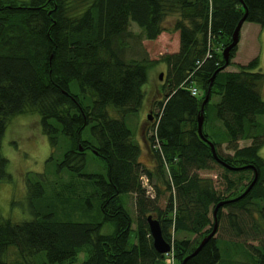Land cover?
<instances>
[{"label":"trees","instance_id":"trees-1","mask_svg":"<svg viewBox=\"0 0 264 264\" xmlns=\"http://www.w3.org/2000/svg\"><path fill=\"white\" fill-rule=\"evenodd\" d=\"M244 13V21L264 26V0H0V183L11 180L2 137L20 113L39 115L50 146L45 165L61 183L48 197L46 172L27 173L25 203L12 200L25 215L0 211V264H8L13 246L25 264H165V253L152 244L149 214L159 220L176 264H264V72L258 55L225 69L237 44L227 64L221 52ZM163 29L178 30L179 47L158 58L167 68L144 130L151 165L141 160L142 146L124 116L141 108L156 59L130 41L154 39ZM208 88L202 136L196 116ZM214 94V118L232 152H221L203 129ZM240 139L250 142L239 145ZM88 151L104 160V172L86 170ZM200 169L218 175L202 176ZM61 171L71 181H61ZM75 190L77 206L66 195ZM94 210L98 220L84 219ZM215 221V233L189 255Z\"/></svg>","mask_w":264,"mask_h":264},{"label":"rangeland","instance_id":"rangeland-1","mask_svg":"<svg viewBox=\"0 0 264 264\" xmlns=\"http://www.w3.org/2000/svg\"><path fill=\"white\" fill-rule=\"evenodd\" d=\"M171 17H169L165 24L167 26H171L170 24ZM250 24V27L253 28L252 22L245 21L244 27L240 30L241 43L238 49L239 55L237 56V52L233 55L231 59V63L225 66V69H237V63H246L248 60L258 55L260 61V68L264 72V33L258 35L256 38V33L247 26ZM247 26V31H246ZM256 26V25H255ZM132 28L134 32H138V27L135 23H132ZM258 26L255 28L257 29ZM249 32V33H248ZM253 36H252V34ZM249 34V35H248ZM137 42L131 44L134 46V50L136 49L141 53L144 51L149 58L156 59L152 64L149 65L148 68V81L144 84L145 89V98L141 108L138 111L130 112L124 116L126 123L129 127L134 131L135 138L141 143L146 142L144 140L145 128L149 125L150 121L153 119L152 114L157 111V107L153 106L154 100L160 98L163 95V85L166 75L167 65L164 61L159 60L158 58L162 53L165 52H173L176 51L179 47V34L178 30H169L163 29L154 39L148 38H140ZM212 45V44H211ZM210 45V46H211ZM160 73H162V77L160 78ZM259 91L264 98V79L259 86ZM219 99V96L214 94L210 103L206 109L209 118H206V121L203 125L204 131L208 134L210 139L215 142H219V150L221 152H232L230 148L227 146V142H224L226 139V133L224 127L218 119L214 118L213 104ZM110 112V111H109ZM116 112L112 110L111 114H115ZM150 132V131H149ZM148 134V133H147ZM222 142V143H221ZM250 142V139H240L239 145H244L245 143ZM1 150L2 153L8 159V170L11 174L10 181H3L0 183V211L4 216H9L13 218H22L25 215V212L21 209L20 205L25 203V195L26 191V182H27V173L30 171H45V188L44 190L47 193L48 197L52 196V191L54 192L56 189H59L61 183L60 181H56L53 175L52 165L48 169L45 165V159L50 153V146L48 137L45 133H43L40 123H39V115L37 113H20L12 116L9 120V123L6 127L5 133L2 137L1 141ZM144 145V144H143ZM147 153H141V160L150 164L152 161L153 165V157L150 154V150ZM259 152L264 156V144L260 147ZM61 150L58 151V157L61 156ZM86 170L89 171H105V163L104 160L94 155L93 152L88 151L86 155ZM215 169H200L198 173L202 176H211L216 179L218 173H216ZM61 181L67 182L71 181V177L64 172H60ZM75 181V179H74ZM218 187H221V184L218 181L215 182ZM79 187V186H77ZM77 190H80L77 188ZM75 190L71 193L63 192L62 195H68L73 197V201L75 202V195L79 192ZM21 198V199H20ZM160 205H164L163 197H159ZM21 200V204L16 205L12 203V200ZM128 202V206L133 210V202L129 198L126 199ZM73 205L77 206L76 202ZM96 207V201L94 207ZM70 206V210H71ZM75 211V210H74ZM85 214V212H84ZM73 216V214H71ZM86 217L84 219H96L100 218V213L97 210L93 211V215L85 214ZM109 226V225H108ZM109 227L104 226L103 230L108 231ZM175 236H180V234L174 233ZM135 241V230L134 227L130 232L129 236V245ZM19 250L16 247H11L7 252L6 258L8 264H25L24 262H17L20 260ZM85 256V252H79L77 256V261H80ZM176 263V262H175Z\"/></svg>","mask_w":264,"mask_h":264},{"label":"water","instance_id":"water-1","mask_svg":"<svg viewBox=\"0 0 264 264\" xmlns=\"http://www.w3.org/2000/svg\"><path fill=\"white\" fill-rule=\"evenodd\" d=\"M245 15L246 13H244L240 18L239 20L237 21L234 29H233V32H232V35H231V40L228 44H226L223 49H222V56H223V59H224V64H227L228 60H229V55H230V50L231 48L238 42L239 40V34H240V28H241V25L245 19ZM222 66H220L219 68H217L213 74L211 75L210 77V84H209V88H210V85H211V82L214 78V75L216 73V71L218 69H220ZM162 77V73H160V78ZM209 88L208 90L205 92V95H204V98L202 100V104H201V107L199 109V112L196 116L197 118V131L200 135H202V121H203V106H204V103L208 100V96H209ZM203 136V135H202ZM207 139V138H206ZM210 146H211V150L213 152L214 155H216L215 153V149H214V144L209 140L207 139ZM256 173H255V176L254 178L252 179V181L249 183L248 187L240 194L242 195L243 193H245L249 187L252 185V183L255 181L256 179ZM239 195V196H240ZM223 201H220L218 202V204H216L215 208H214V211H213V215L215 216L216 214V210H217V207L222 203ZM147 221H148V226H149V231H150V234H151V237H152V244L154 246V248L163 253L165 251H168L169 248H170V243L164 238L163 234H162V229H161V225H160V222L157 218L153 217L151 214H149L147 216ZM216 227H217V222L215 221L214 222V225L212 227V229L210 230V232L206 235H204L199 244L197 245V247L189 254H193L195 253L208 239L209 237H211L215 231H216ZM187 255L184 259H183V263L185 261V259L189 256Z\"/></svg>","mask_w":264,"mask_h":264},{"label":"crops","instance_id":"crops-1","mask_svg":"<svg viewBox=\"0 0 264 264\" xmlns=\"http://www.w3.org/2000/svg\"><path fill=\"white\" fill-rule=\"evenodd\" d=\"M249 22H251V21H249ZM252 23H254L253 25V28H251L250 27V24H247V26L249 27V28H251L255 33H256V38H257V36L258 35H261V34H263L264 33V26H261V25H259L258 23H256V22H252ZM256 25V26H255ZM247 26H246V31H247ZM258 26V28L257 29H255L256 27ZM243 27H244V23L242 24V26H241V29L240 30H242L243 29ZM249 33V32H248ZM252 34V33H251ZM249 35V34H248ZM252 36H253V34H252ZM241 36H239V41H238V43H237V49H236V52H237V56L239 55V52H238V49H239V47H240V43H241ZM231 70H235V69H231ZM143 102H144V100H143ZM144 140H145V138H144ZM146 141V140H145ZM140 144H141V146H142V152L143 153H147V152H149L148 150H149V148H148V142H143V143H141L140 142ZM144 144V145H143ZM151 163H152V161H151Z\"/></svg>","mask_w":264,"mask_h":264},{"label":"built area","instance_id":"built-area-1","mask_svg":"<svg viewBox=\"0 0 264 264\" xmlns=\"http://www.w3.org/2000/svg\"><path fill=\"white\" fill-rule=\"evenodd\" d=\"M190 93L191 94H197L198 89L195 85H190ZM173 251L172 249L168 252H166V257H165V264H173Z\"/></svg>","mask_w":264,"mask_h":264},{"label":"clouds","instance_id":"clouds-1","mask_svg":"<svg viewBox=\"0 0 264 264\" xmlns=\"http://www.w3.org/2000/svg\"><path fill=\"white\" fill-rule=\"evenodd\" d=\"M37 170H41V169H37Z\"/></svg>","mask_w":264,"mask_h":264}]
</instances>
